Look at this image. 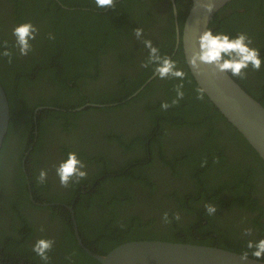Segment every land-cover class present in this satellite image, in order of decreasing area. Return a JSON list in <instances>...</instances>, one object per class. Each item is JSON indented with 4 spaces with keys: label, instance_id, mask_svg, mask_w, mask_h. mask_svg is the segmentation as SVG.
<instances>
[{
    "label": "trees",
    "instance_id": "16d2710c",
    "mask_svg": "<svg viewBox=\"0 0 264 264\" xmlns=\"http://www.w3.org/2000/svg\"><path fill=\"white\" fill-rule=\"evenodd\" d=\"M175 5L181 32L191 0H175ZM27 22L38 34L30 41L32 51L21 56L12 31ZM137 28L143 29L142 39L153 38L160 54L186 73L184 98L166 111L161 104L176 98L179 79L157 74L128 99L154 74V66L140 67L148 49L135 37ZM208 29L232 38L246 33L264 61V0H231L212 17ZM5 40L13 56L9 63L0 55V83L10 110L0 149V173L4 164L9 168L0 185L6 216L0 219L4 264H44L32 251L39 239L55 241L49 264H99L76 242L66 207L71 203L83 244L98 255L129 241L160 240L248 251L254 259L247 242L264 239V162L195 83L181 44L175 49L168 0H117L114 9H99L95 0H5L0 6V53ZM135 55L139 59L133 60ZM111 70L113 87L104 96L91 93L90 87L84 92ZM246 71V79H232L264 107V63L259 71ZM201 94L203 99H197ZM86 103L103 106L72 110ZM135 108L142 114L141 129L99 132L95 150L70 147L69 138L84 115ZM54 144L64 161L76 153L88 173L79 184L60 186V192L48 181L60 162L52 166V155L42 159ZM26 151L27 179L21 166ZM41 170L47 171L43 184L38 183ZM44 203L60 205L40 206ZM205 204L217 206L216 213L208 215ZM32 210L45 218H33ZM165 212L170 219L179 213L180 221L163 223ZM246 228L252 229L251 236L243 235Z\"/></svg>",
    "mask_w": 264,
    "mask_h": 264
},
{
    "label": "water",
    "instance_id": "95a60500",
    "mask_svg": "<svg viewBox=\"0 0 264 264\" xmlns=\"http://www.w3.org/2000/svg\"><path fill=\"white\" fill-rule=\"evenodd\" d=\"M168 1L171 4L175 22V49L181 44L186 65L195 83L264 162V107L243 90L230 75L218 74L213 78L210 76V66L200 64L199 70H197L190 64L192 55L199 51V37L208 30L212 17L231 0H191V6L184 19L181 32L178 28L175 0ZM207 5L214 6L211 13L206 11L205 6ZM156 75L153 74L128 99L137 94ZM87 106L103 105L86 103L74 110L79 111ZM42 108L37 107L36 110ZM9 120V104L0 83V149L8 131ZM34 134H37L36 116H34ZM25 157L23 158L24 163ZM28 189L30 190V185H28ZM29 198L34 201L30 191ZM67 208L70 211L77 244L99 264H264V262L250 257L247 261L241 260V254L218 247L160 240L129 241L114 247L105 255H98L82 242L75 220L73 203ZM0 264L4 263L0 260Z\"/></svg>",
    "mask_w": 264,
    "mask_h": 264
},
{
    "label": "clouds",
    "instance_id": "9594fccd",
    "mask_svg": "<svg viewBox=\"0 0 264 264\" xmlns=\"http://www.w3.org/2000/svg\"><path fill=\"white\" fill-rule=\"evenodd\" d=\"M117 0H95V5L99 9L116 7ZM206 11L211 13L213 5H207ZM134 35L138 40L143 37V29L137 28L134 31ZM38 34V29L30 22L21 23L16 26L12 35L15 37V47L19 49L21 56H27L32 51V44L30 41L35 40ZM49 39H54L51 34ZM142 43L145 48L148 49L147 59L141 63L140 67L148 69L153 67L154 74H158L159 78L167 79H179L181 83L176 84L174 91L176 98L171 101V104L164 102L161 104L163 110H168L170 107L178 105L179 101L184 98V79L186 73L182 70H178L177 62L171 59L169 56H162L160 50L153 46L151 40L142 39ZM199 51L195 52L191 59L190 64L197 70H199L200 64L210 66V76L215 78L218 74H230L231 77H236L241 80L247 78V69L249 67L254 71L261 69L262 59L260 58L259 49L251 47L253 41L246 33H240L235 38L230 37L222 32L213 33L211 30H206L202 33L198 40ZM2 47L5 49L0 55L8 57V62H12L13 53L8 50V42L5 40ZM197 99H203L202 94L196 97ZM207 161H203L201 166H205ZM85 163L78 158L77 154L70 152L65 161H62L56 167V174L59 177L61 187L67 188L70 184H79L82 180L87 178V171ZM47 180V171L41 170L38 177V183H45ZM205 210L208 215H214L217 211V206L211 204H205ZM181 217L179 213H174L170 219L169 213L165 212L162 216V221L165 224H171L172 220L180 221ZM41 231L44 229L41 228ZM244 236H251L252 229L246 228L243 232ZM55 241L53 239H39L33 245L32 251L42 260L44 264H49L50 257L48 253L52 250ZM247 249L252 250L251 256L255 260L264 259V239H260L258 242L249 240L247 242ZM241 260L247 261L249 258V252L244 251L240 255ZM71 260V257H68Z\"/></svg>",
    "mask_w": 264,
    "mask_h": 264
},
{
    "label": "rangeland",
    "instance_id": "374dc122",
    "mask_svg": "<svg viewBox=\"0 0 264 264\" xmlns=\"http://www.w3.org/2000/svg\"><path fill=\"white\" fill-rule=\"evenodd\" d=\"M152 38V37H151ZM153 39V38H152ZM151 39V41H152ZM145 47V46H143ZM142 48L138 51L141 52ZM134 59H139V55H135ZM112 72L107 74L97 85H93L90 88L91 93L95 95L104 96L107 91L113 87L112 83ZM35 92V91H32ZM34 96V95H32ZM142 114L138 110L131 109L129 111H110L106 113H94L86 114L82 117L78 130L73 133L69 138V145L75 150L79 149H96L98 147L99 132L100 134L104 132L116 130H124L127 133L131 134L133 131H137L143 127ZM180 142V139H179ZM112 147L111 149H114ZM233 156H236V152L233 153ZM7 164H4L3 171L0 173V185L3 179L8 177L9 168L6 167ZM7 168V169H6ZM155 175L161 179L163 183V174L159 171L158 168L154 169ZM53 179L59 178L56 174V170H52L50 174ZM4 187L0 186V188ZM0 219L3 221L6 219L4 210L1 209L0 205Z\"/></svg>",
    "mask_w": 264,
    "mask_h": 264
},
{
    "label": "flooded vegetation",
    "instance_id": "af4514ba",
    "mask_svg": "<svg viewBox=\"0 0 264 264\" xmlns=\"http://www.w3.org/2000/svg\"><path fill=\"white\" fill-rule=\"evenodd\" d=\"M0 6H2V7H4L5 6V0H0ZM101 80H98V81H96V82H94V83H90L89 85H87V86H85L84 87V92L85 93H89V88L88 87H92L93 85H97L99 82H100ZM248 81L249 82H251V79H248ZM253 81H254V79H253ZM252 83V88L253 89H258L256 86H255V84H254V82H251ZM91 107H94V106H91ZM99 107V106H98ZM73 111H75L74 109H72ZM82 110V109H81ZM33 120H34V117H33ZM62 134H64V133H62ZM36 135V134H35ZM60 146V143L59 142H57V147H59ZM112 148V147H114L112 144H109V146H108V148ZM30 151H31V148H30ZM30 151H26L25 153H24V156L22 157V160H21V166H22V171H23V167L25 168V170L23 171L24 172V174H25V177H26V179H27V176H26V158H27V156H28V153H30ZM26 153H27V155H26ZM25 155H26V157H25ZM43 156H42V159L44 160L46 157L48 158L50 155H52V156H54V159H53V157H52V161H53V164H51L52 166L53 165H57V163H61V161L63 160V157L62 156H60V154H57V151H55V144L54 145H52V148L51 149H45L44 150V152H43V154H42ZM25 157V163H24V161H23V158ZM41 156L39 155V157L38 158H40ZM51 160H50V162H52ZM64 161V160H63ZM59 163V164H60ZM52 173V172H51ZM260 180V179H259ZM48 181L50 182V187H51V189H54V188H56V187H58L57 188V192H60L59 190L61 189V185L60 184H58V183H60V181H59V178H56V179H48ZM35 204L36 205H39V203H36L35 202ZM50 205H60V203H50V204H48V203H44V204H42V205H40V206H50ZM67 207V206H66ZM68 209V208H67ZM32 216H33V218H41V219H43V218H45V213H38V212H36V211H34V210H32ZM0 227H1V225H0Z\"/></svg>",
    "mask_w": 264,
    "mask_h": 264
}]
</instances>
